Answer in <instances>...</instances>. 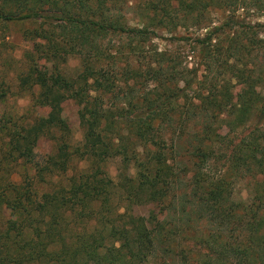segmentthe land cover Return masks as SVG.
<instances>
[{
    "label": "trees",
    "instance_id": "16d2710c",
    "mask_svg": "<svg viewBox=\"0 0 264 264\" xmlns=\"http://www.w3.org/2000/svg\"><path fill=\"white\" fill-rule=\"evenodd\" d=\"M130 1L0 0V20L38 25V36L44 40L40 44L42 51L49 54L53 65L49 72L31 67L20 78L23 89L38 87L34 96L40 105L52 107L50 121H38L24 128L2 124L0 166L11 160L22 161L23 166L33 162L34 141L50 124L63 122V105L69 99L83 107L87 127L79 154L80 159L90 162L83 173L52 192L15 196L18 214L8 220L6 227L0 226V264H144L152 258L162 264H264V35L252 30V24L238 22L235 13L252 9L264 16V0H150L142 9L146 18H139V26L129 25L124 14L125 8H132ZM214 9L228 14L221 25L211 27L209 14ZM191 20L195 26L209 28L205 36L194 42L199 65L209 72L204 73L203 79H197V67L182 66L169 49L160 51L145 45L153 27H166L169 23L178 27ZM233 25L247 27L243 29V39L248 45L235 39L221 45V37ZM259 25L264 28V23ZM108 35L125 37L129 43L124 49H111L103 43ZM242 48L260 51V73L254 76L252 71L239 68L237 85L232 86V80L218 83L216 66H223L230 58L239 61ZM69 55L80 57L82 64L80 73L72 78L59 64ZM123 59L128 64L122 68ZM193 72L196 80H187ZM99 78L102 88L94 95L91 81ZM149 79L155 80V92L136 99L134 92L137 86L141 88L138 82ZM181 81L185 85L178 88ZM233 88H237L236 93ZM191 89L192 96L188 93ZM178 91L184 98L185 113L177 125L184 130L193 128L196 122L200 126L195 130L199 140L191 143V180L204 188L206 196L191 208L187 204L182 208L185 216L193 212L196 219L207 223L205 230L192 236L196 245L207 251L199 258L194 257L198 248L184 244L186 237L181 233L186 229L169 222L167 216H135L127 211L114 218L108 215L113 208L112 190L118 185L104 172L103 163L112 156H120L126 167L132 161L137 163L136 176H126L123 183L126 198L132 204L155 202L167 209L166 185L177 174L176 162L171 164L167 156L166 137L161 129H166L164 124L171 130L175 126L172 112ZM103 92H121L124 105H114L118 112L110 113L104 107ZM223 113L228 114L226 119H220ZM253 116H258L259 121L251 119ZM3 121L11 122V118H0V123ZM224 125L226 132H222ZM237 128L243 130L236 139L230 131H238ZM126 130L141 142L144 155L136 149L129 150ZM57 144V151L47 157L45 166L38 165L44 179L45 171L62 174L73 161L69 142L60 138ZM211 163L215 164V171L208 170ZM246 178L255 181L254 195L237 199L235 183ZM8 186L25 194L21 185L9 182ZM94 204L98 208L95 207V214L99 215L91 222L94 216L86 217L95 212ZM185 216L180 213L179 219L184 221ZM70 223H81L83 228L74 231ZM27 228L31 229L29 234Z\"/></svg>",
    "mask_w": 264,
    "mask_h": 264
},
{
    "label": "rangeland",
    "instance_id": "374dc122",
    "mask_svg": "<svg viewBox=\"0 0 264 264\" xmlns=\"http://www.w3.org/2000/svg\"><path fill=\"white\" fill-rule=\"evenodd\" d=\"M149 1L150 0L130 1L132 8H130V10L127 8L124 9V14H126L129 25L139 26L142 24V22L139 21V18H146L145 15L143 16L142 9L144 6H148ZM137 5L141 8L138 9ZM235 13L238 22L246 25L252 24V30H256L258 31V34L261 33L264 35V28L259 25V23H264V16L252 9H241ZM227 14L228 11L221 9H214L210 12L209 20H211V27L221 25ZM166 23L169 22L167 21ZM37 26V24H33L30 21L8 22L0 20V118L1 120L4 118L7 120L11 118V122L6 121L4 123L3 121L0 123V143L2 141L1 135L4 134V132L1 131L2 124H5L6 126L17 124V127L24 128L26 126L30 127L38 121L48 123L52 116L53 110L51 106L40 105L35 100L34 95L38 93V87L25 90L20 84L21 76H25L31 67L38 66L43 72L53 70V65L51 61H49L50 59H48L49 54L42 51L40 44H42L44 40L38 36L36 31ZM244 28L247 27L233 25L232 28L226 31L221 37V40L223 41L221 45L225 46L233 39L238 42L243 40L242 44L244 46L248 45L247 41L243 39L244 36H246V34L243 35ZM208 29L209 28L206 29L205 27L195 26L192 20L188 21L187 24L179 25L178 27H175L173 23H169L166 27H153L152 31L155 32V34L153 32L151 33V38L145 45L156 47L160 51L169 49L179 58L182 66L189 69L197 67V79L198 77L203 79L204 73L208 74L209 72H207L208 69L205 66L199 65L200 59L198 56H195L194 42H196L198 37L205 36ZM216 41L217 38L214 42ZM103 43L107 47H112L111 49L118 47L124 49L123 46L126 47L129 42L125 37L108 35ZM243 48L238 57L239 61L230 58L229 60L226 59L227 62L224 63L223 66H216L214 71L216 70L219 72L217 73L215 71V74L218 77V83L232 80V86L237 85L238 81L235 76L237 69L239 68H244L248 72L252 71L254 76H257L260 73V63H262V54L259 53L260 51L257 52V50H252V52H249L247 48ZM222 55L224 56L226 54H221V56ZM132 61L133 59L130 60V62ZM59 64L61 70L71 78L76 77L80 73L82 67L81 59L77 55H69L64 62L62 61V63ZM120 64L123 68L124 66H127L128 62L123 59ZM210 74L213 76V71H211ZM193 76L195 77V72L188 74L187 80L190 78L194 79ZM99 80L100 78L96 81H91V83L94 84V87H92V93L94 95L96 94V91L102 88V85L98 84ZM207 81L210 82V80ZM131 84H135V82H131ZM138 84L141 85V88L140 86H137V89L134 92L136 99L138 96L142 98L156 90L155 80L149 79L147 81H140ZM135 85H137V83ZM184 85L185 82L181 81L178 88ZM193 88H196V84L193 85ZM237 88H233L234 93H236L235 90H237ZM181 93L182 92L178 91V95L174 100L176 109L172 114L175 126L171 130L167 124H164L166 129H161V133L163 132L164 137H166L165 147L167 156L170 158L169 160L172 162L171 164L174 165L176 162L177 167H175L177 175L172 177L168 186L166 185V192L169 196L166 203L167 209H165V205H157L155 202L135 205V203L132 204L131 200L126 198L127 188L123 186V183L126 176L134 178L138 173L137 163L135 161H132L128 167H126L125 162L122 161L120 156H112L103 163V170L108 177L112 178L118 185V187H114L112 190V199L110 200V203L113 208L108 214L110 218L116 217L119 212L123 213L126 211L135 216L140 215L149 217L152 214L153 216L158 215L159 218L167 216L169 222L172 220L174 221V224L180 226L183 230L186 229L185 233H181V235L186 237V239H184V244L193 249L195 247L198 248L194 252V257L199 258L202 253L204 254L207 251L205 248L197 246L196 241H194V237L192 236L193 233L198 234L201 230H205L207 223L205 219H196V215L193 212L185 216L182 213V208L183 204H187L186 206L191 208L193 204L202 201V198L206 196L204 188L197 183L195 184V182L191 180L194 165V159L190 155L191 143L193 140H199V136L195 130L200 126H198V122H196L193 128L184 130L177 125L180 116H183L185 113L182 112L184 110L182 106L184 98H182ZM188 93L190 96L194 94L192 89L188 91ZM102 97L104 107H106L110 113L118 112L116 107H114L115 103L124 105V97L121 92H119L118 95H106V93L103 92ZM130 116L133 117V114ZM125 117L126 116L123 118ZM227 117L228 114L223 113V115L220 116V119H226ZM12 118L14 119L12 120ZM62 118L63 122L61 124L60 122L54 123V125L50 124L45 128V133L41 134L39 138L34 141L35 158L33 162L25 163L26 165L23 166L21 163L22 161L15 163L11 160L3 162L0 166V192L2 193L0 196H8V198L2 197L0 199V226H2V228L6 227L8 220L16 218L18 214L19 209L18 203L15 201V196H42L45 192H52L51 190L57 189L60 184L63 186L67 185L73 176L83 173V171L90 166V162L86 159H80L81 156L79 154V149L82 148L87 127V121L82 105L74 99H69L63 105ZM257 118L259 117L253 116L251 119L259 121ZM215 126H217V124H215ZM237 130L238 131H230L231 136L236 139L241 136V130H243V128H237ZM226 131L227 128L224 125L222 132ZM124 133L129 137L126 139H129V146L131 147L129 150L133 151L136 149L140 154L144 155L145 153H143L142 150L144 147L138 139L134 138L133 133L131 131L128 132V130ZM60 138L69 142L70 150L73 152V161L69 170L62 174L50 175L45 171L44 179L41 177L40 172H38V165L40 167L45 166V160L47 157L55 154L58 146L57 141ZM149 147L151 148V146ZM94 167H96V165H94ZM208 170L215 171V164H209ZM178 173H180L179 177H181V179L177 177ZM9 182L21 185V190L22 192H25V194L21 195L15 188L8 186ZM254 182L255 181L250 178L236 181L234 197L237 199H247L249 196H253ZM180 196H182L183 199ZM185 196H187V199H185ZM92 206L93 209H95V212H89L88 217H86L89 218V215H93L94 217L91 219V222L97 220L95 217L97 214L95 213L98 211V208L96 207L97 204ZM13 210H15V212ZM180 213L185 216L184 221L179 219ZM66 220L71 222L74 221L70 218H67ZM70 226L77 232H80L83 228L81 223H70ZM26 231L29 234L31 229L27 228ZM170 259L171 256L167 257L168 262ZM144 264H162V262L158 258H152Z\"/></svg>",
    "mask_w": 264,
    "mask_h": 264
}]
</instances>
